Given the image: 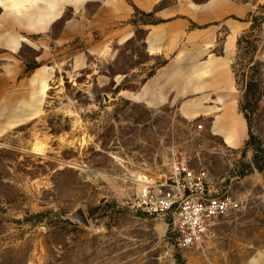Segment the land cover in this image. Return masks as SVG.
Returning a JSON list of instances; mask_svg holds the SVG:
<instances>
[{
    "label": "rangeland",
    "instance_id": "rangeland-1",
    "mask_svg": "<svg viewBox=\"0 0 264 264\" xmlns=\"http://www.w3.org/2000/svg\"><path fill=\"white\" fill-rule=\"evenodd\" d=\"M258 1L253 15L262 17ZM64 4L80 7L60 0V19L43 31L0 7L2 41L9 33L25 39L15 50L0 44V264H264V23L234 53L254 138L231 149L210 120L131 101L125 92L145 82L136 71L149 60L144 48L122 49L110 33H75L83 15ZM138 20L148 21L135 10ZM173 158L249 197L201 249L180 247L132 209L137 173L163 174ZM79 208L88 226L62 219Z\"/></svg>",
    "mask_w": 264,
    "mask_h": 264
},
{
    "label": "crops",
    "instance_id": "crops-1",
    "mask_svg": "<svg viewBox=\"0 0 264 264\" xmlns=\"http://www.w3.org/2000/svg\"><path fill=\"white\" fill-rule=\"evenodd\" d=\"M258 2L72 0L80 7H64L83 15L80 23H72L75 33L82 29L110 33L122 49L134 42L144 48L149 60L136 71L145 82L135 92H125L131 101L153 112L175 110L187 120H210L211 133L219 135L225 147L239 149L248 142L250 129L232 63L240 34L252 24ZM135 10L148 21L132 23ZM116 22L121 23L119 28H114ZM157 60L162 63L155 66Z\"/></svg>",
    "mask_w": 264,
    "mask_h": 264
},
{
    "label": "built area",
    "instance_id": "built-area-1",
    "mask_svg": "<svg viewBox=\"0 0 264 264\" xmlns=\"http://www.w3.org/2000/svg\"><path fill=\"white\" fill-rule=\"evenodd\" d=\"M135 184L132 209L160 222L164 236L170 234L184 249L204 248L216 226L249 203L247 195L225 192L209 170L192 167L186 158H173L168 171L160 175L137 173Z\"/></svg>",
    "mask_w": 264,
    "mask_h": 264
},
{
    "label": "bare ground",
    "instance_id": "bare-ground-1",
    "mask_svg": "<svg viewBox=\"0 0 264 264\" xmlns=\"http://www.w3.org/2000/svg\"><path fill=\"white\" fill-rule=\"evenodd\" d=\"M0 6L19 24L38 31L47 29L49 25L60 19V0H0ZM23 41L24 38L21 39L12 33H9L3 41L0 38V44L11 50L17 49ZM164 232L165 229L162 227V233Z\"/></svg>",
    "mask_w": 264,
    "mask_h": 264
},
{
    "label": "trees",
    "instance_id": "trees-1",
    "mask_svg": "<svg viewBox=\"0 0 264 264\" xmlns=\"http://www.w3.org/2000/svg\"><path fill=\"white\" fill-rule=\"evenodd\" d=\"M253 17V25L251 26L250 30L243 34L237 42V49L239 50V48L241 47L242 44L246 43L248 44V41L251 39V37H259L257 36V33L260 32L262 24L264 23V16L259 17V16H252ZM238 63V59L236 64L234 65L233 68V72L235 75V79H236V83L238 84V75H237V71H236V65ZM243 112V111H242ZM254 138V136L251 134L250 135V139L252 140ZM249 144V143H247Z\"/></svg>",
    "mask_w": 264,
    "mask_h": 264
},
{
    "label": "water",
    "instance_id": "water-1",
    "mask_svg": "<svg viewBox=\"0 0 264 264\" xmlns=\"http://www.w3.org/2000/svg\"><path fill=\"white\" fill-rule=\"evenodd\" d=\"M61 217L64 221H67V222L80 223V224L85 225V226L89 225L88 218L86 217V214L80 208L71 214L62 213Z\"/></svg>",
    "mask_w": 264,
    "mask_h": 264
}]
</instances>
